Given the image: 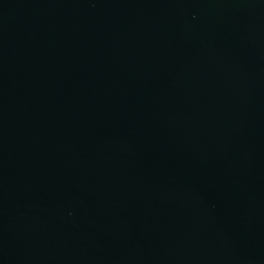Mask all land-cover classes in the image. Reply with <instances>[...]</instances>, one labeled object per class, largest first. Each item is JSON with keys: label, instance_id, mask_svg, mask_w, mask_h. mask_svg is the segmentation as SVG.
Masks as SVG:
<instances>
[{"label": "water", "instance_id": "95a60500", "mask_svg": "<svg viewBox=\"0 0 264 264\" xmlns=\"http://www.w3.org/2000/svg\"><path fill=\"white\" fill-rule=\"evenodd\" d=\"M0 264H264V0H0Z\"/></svg>", "mask_w": 264, "mask_h": 264}]
</instances>
